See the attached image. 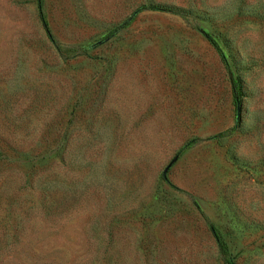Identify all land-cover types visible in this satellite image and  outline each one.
Instances as JSON below:
<instances>
[{"label":"rangeland","instance_id":"rangeland-1","mask_svg":"<svg viewBox=\"0 0 264 264\" xmlns=\"http://www.w3.org/2000/svg\"><path fill=\"white\" fill-rule=\"evenodd\" d=\"M207 221L264 264V0H0V264H225Z\"/></svg>","mask_w":264,"mask_h":264},{"label":"trees","instance_id":"trees-1","mask_svg":"<svg viewBox=\"0 0 264 264\" xmlns=\"http://www.w3.org/2000/svg\"><path fill=\"white\" fill-rule=\"evenodd\" d=\"M39 16L40 19L43 23V26L47 32V34L50 36V32H49V28H48V24L45 20V17L42 13L41 10V6L39 5ZM139 9H151V10H159V11H169V12H177V10L167 7V6H159V5H146L143 6ZM128 22H124V24H127ZM197 29H200V31L203 32V34L205 35V37L207 38V40L209 41V43L212 45V47L215 49V51L218 53L220 59L222 60L225 69L227 70L228 76H229V81H230V87H231V93H232V97H233V102L236 106L239 105L240 103V82L238 77L236 76L235 72L233 71V69L231 68V65L228 61L227 55L224 51V47L220 41L219 38H217L215 35H213L212 33L205 31V30H201V28H199L197 26ZM51 37V36H50ZM82 52L85 53L87 50H89L91 48V45H83L82 47ZM232 129H228L225 131H222L214 136H211V138H218V137H222L224 135H226L227 133H229ZM194 140H191L188 144H191ZM165 179V177H163ZM172 187L176 188L175 186L172 185ZM208 222V221H207ZM209 227L211 229V232L214 236V239L216 241V246H217V250L219 255L221 256L222 260L224 261L225 264H235L234 262V258L232 256V253L230 251V248L226 242V240L224 239L223 235L217 231L216 227L214 225H212L211 223H209Z\"/></svg>","mask_w":264,"mask_h":264},{"label":"water","instance_id":"water-1","mask_svg":"<svg viewBox=\"0 0 264 264\" xmlns=\"http://www.w3.org/2000/svg\"><path fill=\"white\" fill-rule=\"evenodd\" d=\"M176 159V156L164 167V169L162 170V173H161V175L163 176V177H165V174H166V172H167V170H168V168L171 166V164L173 163V161Z\"/></svg>","mask_w":264,"mask_h":264}]
</instances>
